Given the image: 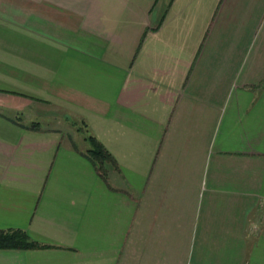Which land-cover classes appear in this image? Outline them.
<instances>
[{"label":"crops","instance_id":"0c3cea01","mask_svg":"<svg viewBox=\"0 0 264 264\" xmlns=\"http://www.w3.org/2000/svg\"><path fill=\"white\" fill-rule=\"evenodd\" d=\"M15 227L0 264H264V0H0Z\"/></svg>","mask_w":264,"mask_h":264},{"label":"trees","instance_id":"16d2710c","mask_svg":"<svg viewBox=\"0 0 264 264\" xmlns=\"http://www.w3.org/2000/svg\"><path fill=\"white\" fill-rule=\"evenodd\" d=\"M73 120L74 123L77 122L75 119ZM21 124L25 125L23 123ZM28 126L36 128L38 125L36 122H30ZM81 126L77 127V130L81 129ZM83 136L89 143L86 153L88 154L90 159L98 165V167L103 166L105 160L111 161L116 165V162L113 159L112 155L106 149H104V146L100 144L95 135L91 133L86 134L84 132ZM100 171L102 170L100 169ZM45 246H50V244H46L32 239L31 237H29L28 233L22 228L15 227L0 229V248H34Z\"/></svg>","mask_w":264,"mask_h":264},{"label":"rangeland","instance_id":"374dc122","mask_svg":"<svg viewBox=\"0 0 264 264\" xmlns=\"http://www.w3.org/2000/svg\"><path fill=\"white\" fill-rule=\"evenodd\" d=\"M40 97V96H39ZM35 98V97H34ZM36 99H38V100H40L39 98H37L36 97ZM66 118H69V120H71L72 122V124L73 125H76L77 127H79V126H81V129H78V131H80L81 132V134H83L84 135V132L86 133V134H89V133H91V134H93V132L91 131V129L89 128V125L83 120V121H81L82 119H77L76 120V118H74L73 116H70V115H67L66 116ZM73 119H75L77 122H73L74 120ZM83 124H85V125H83ZM73 129V128H72ZM75 129V128H74ZM94 135V134H93ZM96 137V136H95ZM97 138V137H96ZM98 139V138H97ZM98 141L100 142V144H102L101 143V141L98 139ZM87 144H88V146H89V143L87 142ZM103 145V144H102ZM104 146V145H103ZM104 149H105V147H104ZM106 161V160H105ZM104 164H103V166H100V167H98V169L100 170H103L104 171ZM257 235V234H256ZM258 236H260V234L258 235Z\"/></svg>","mask_w":264,"mask_h":264}]
</instances>
